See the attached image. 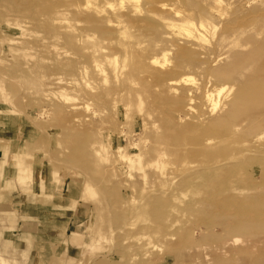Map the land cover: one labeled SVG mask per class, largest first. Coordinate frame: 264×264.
Wrapping results in <instances>:
<instances>
[{
  "label": "rangeland",
  "instance_id": "374dc122",
  "mask_svg": "<svg viewBox=\"0 0 264 264\" xmlns=\"http://www.w3.org/2000/svg\"><path fill=\"white\" fill-rule=\"evenodd\" d=\"M263 62L264 0H0V264H264Z\"/></svg>",
  "mask_w": 264,
  "mask_h": 264
},
{
  "label": "bare ground",
  "instance_id": "6f19581e",
  "mask_svg": "<svg viewBox=\"0 0 264 264\" xmlns=\"http://www.w3.org/2000/svg\"><path fill=\"white\" fill-rule=\"evenodd\" d=\"M151 1V0H150ZM78 3H79V1H78ZM80 6H82L81 4H80ZM84 6L86 7V5L84 4ZM172 8V7H171ZM170 8V9H171ZM163 9H164V7H163ZM175 10V9H174ZM219 15V14H218ZM90 38V37H89ZM94 43V42H93ZM95 45V44H94ZM104 46V45H103ZM90 50V49H89ZM94 53V52H93ZM132 54H135V53H132ZM106 55V54H105ZM90 57H92V56H90ZM108 57V56H107ZM141 57V56H140ZM105 58V57H104ZM137 59H139V57H137ZM98 60V59H97ZM105 60H106V58H105ZM93 62V61H92ZM102 62V61H101ZM139 63H140V61H138ZM151 62H152V60H151ZM107 64V63H106ZM110 64V63H109ZM100 65V64H99ZM141 66V65H140ZM143 66V65H142ZM96 67V68H95ZM99 66H98V64L96 65L95 64V66H94V69H96V72H98V74L99 73H101V70L98 68ZM124 67V66H123ZM261 71L263 72V70H264V62L261 64ZM260 68H259V70L258 71H260ZM163 69V68H162ZM84 70V69H83ZM165 70V69H164ZM158 71V70H157ZM169 71V70H168ZM264 73V72H263ZM102 75H104V74H102ZM114 75V74H113ZM128 75V74H127ZM148 75V74H147ZM261 75V74H260ZM152 76V75H151ZM102 77V76H101ZM114 77V76H113ZM126 78V77H125ZM145 79H148V78H145ZM262 79V78H261ZM263 79H264V76H263ZM127 80V79H126ZM129 80V79H128ZM143 80H144V78H143ZM124 81V80H123ZM126 82V81H125ZM129 82V81H128ZM145 82V81H144ZM87 84V83H86ZM130 84V83H129ZM91 88V87H90ZM89 88V89H90ZM92 88H94V87H92ZM256 87H254L253 86V90H254V97H257V96H260V95H262L263 93H264V91L262 90V89H260V90H256L255 89ZM219 89V88H218ZM53 96V95H52ZM207 96V95H206ZM62 97V96H61ZM212 98V97H211ZM211 101V100H210ZM72 103V102H71ZM55 113V112H54ZM254 115V113H250L249 114V117L251 116H253ZM247 118V117H246ZM62 120V119H61ZM101 129V128H100ZM232 160V159H231ZM235 160V159H234ZM230 162V161H229ZM243 210V209H242ZM245 210V209H244ZM247 212L249 211V210H246ZM251 212V211H250ZM239 213V212H238ZM251 214V213H250ZM253 214V213H252ZM245 215V214H244ZM258 217V216H257ZM251 218V217H250ZM250 218H248V219H250ZM253 219H254V217H253ZM252 220V219H251ZM228 221H230V220H228ZM233 242V241H232ZM253 243V242H252ZM253 245V244H252ZM251 249V248H250Z\"/></svg>",
  "mask_w": 264,
  "mask_h": 264
}]
</instances>
